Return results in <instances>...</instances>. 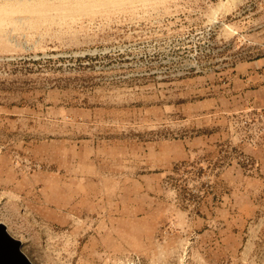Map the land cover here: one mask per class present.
<instances>
[{
	"label": "rangeland",
	"instance_id": "obj_1",
	"mask_svg": "<svg viewBox=\"0 0 264 264\" xmlns=\"http://www.w3.org/2000/svg\"><path fill=\"white\" fill-rule=\"evenodd\" d=\"M0 161L32 264H264V0H0Z\"/></svg>",
	"mask_w": 264,
	"mask_h": 264
},
{
	"label": "crops",
	"instance_id": "obj_2",
	"mask_svg": "<svg viewBox=\"0 0 264 264\" xmlns=\"http://www.w3.org/2000/svg\"><path fill=\"white\" fill-rule=\"evenodd\" d=\"M119 173H128L131 177L119 176ZM154 176H156V178ZM158 180L157 174L155 175L154 173L134 178L130 171L119 168L117 171L111 172L109 177L100 179V183L101 189L110 192L109 195L115 192L116 195L132 196L133 192H135L139 197H145L146 195H150V192L156 191L160 186ZM33 181L34 180H31L28 174H22L14 167L5 165L0 161V189L3 190V193L8 191L13 195L18 192L26 194L30 192V190L32 191V185L35 184ZM38 185L43 186V183H39ZM39 188H41L42 191L44 190L43 187ZM55 189H57V187H55ZM51 192L54 193L57 191H52L51 187ZM81 194L83 196L84 192H81ZM137 216L138 213L134 215L133 220L143 222L149 218L148 213H144L140 217Z\"/></svg>",
	"mask_w": 264,
	"mask_h": 264
},
{
	"label": "water",
	"instance_id": "obj_3",
	"mask_svg": "<svg viewBox=\"0 0 264 264\" xmlns=\"http://www.w3.org/2000/svg\"><path fill=\"white\" fill-rule=\"evenodd\" d=\"M20 240L12 237L0 222V264H32L20 249Z\"/></svg>",
	"mask_w": 264,
	"mask_h": 264
}]
</instances>
